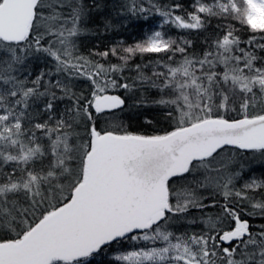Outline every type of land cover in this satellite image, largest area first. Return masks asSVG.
<instances>
[{
  "label": "snow or ice",
  "instance_id": "obj_1",
  "mask_svg": "<svg viewBox=\"0 0 264 264\" xmlns=\"http://www.w3.org/2000/svg\"><path fill=\"white\" fill-rule=\"evenodd\" d=\"M105 7L0 0V264H264V0Z\"/></svg>",
  "mask_w": 264,
  "mask_h": 264
},
{
  "label": "trees",
  "instance_id": "obj_2",
  "mask_svg": "<svg viewBox=\"0 0 264 264\" xmlns=\"http://www.w3.org/2000/svg\"><path fill=\"white\" fill-rule=\"evenodd\" d=\"M105 7L102 12L93 13L92 21L90 22V27L94 28L97 31L96 35H88L81 37L80 39L83 41L84 48L92 47L95 45H99L101 48L107 46L110 43H113L117 40H123L126 43H133L135 40L139 39L145 30L144 27H140V25L151 24L152 22L145 21H132L126 27L120 26L116 19L112 16V9L110 5L114 2V0H102ZM162 2H167V0H162ZM183 3L188 4L189 0H182ZM108 16L113 18V22L117 24V27L104 33L101 31L103 27V17ZM172 35L176 34V30L173 29L171 32ZM195 46L197 49L201 47L202 37H192ZM43 67L42 62H36L33 65V70L38 72L40 68ZM131 103V101H129ZM145 118L151 119L153 121H157L161 124L164 123L163 110L158 108H133L132 110L124 111L120 119L127 125H130L131 130L133 131H142L149 127L150 125L145 124ZM251 165V168L254 170V175L257 177L264 176V164H261L256 161L247 162ZM264 221H255V223H261Z\"/></svg>",
  "mask_w": 264,
  "mask_h": 264
},
{
  "label": "rangeland",
  "instance_id": "obj_3",
  "mask_svg": "<svg viewBox=\"0 0 264 264\" xmlns=\"http://www.w3.org/2000/svg\"><path fill=\"white\" fill-rule=\"evenodd\" d=\"M249 162V161H248Z\"/></svg>",
  "mask_w": 264,
  "mask_h": 264
}]
</instances>
